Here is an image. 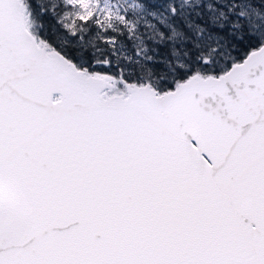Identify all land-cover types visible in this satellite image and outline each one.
I'll return each mask as SVG.
<instances>
[{
    "label": "snow or ice",
    "instance_id": "obj_1",
    "mask_svg": "<svg viewBox=\"0 0 264 264\" xmlns=\"http://www.w3.org/2000/svg\"><path fill=\"white\" fill-rule=\"evenodd\" d=\"M0 264H264V0H0Z\"/></svg>",
    "mask_w": 264,
    "mask_h": 264
}]
</instances>
